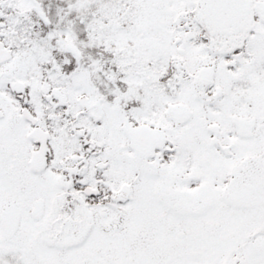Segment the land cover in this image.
Wrapping results in <instances>:
<instances>
[{"label": "snow or ice", "instance_id": "snow-or-ice-1", "mask_svg": "<svg viewBox=\"0 0 264 264\" xmlns=\"http://www.w3.org/2000/svg\"><path fill=\"white\" fill-rule=\"evenodd\" d=\"M0 264H264V0H0Z\"/></svg>", "mask_w": 264, "mask_h": 264}]
</instances>
